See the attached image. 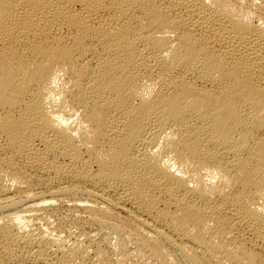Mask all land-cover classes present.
<instances>
[{
    "label": "bare ground",
    "instance_id": "obj_1",
    "mask_svg": "<svg viewBox=\"0 0 264 264\" xmlns=\"http://www.w3.org/2000/svg\"><path fill=\"white\" fill-rule=\"evenodd\" d=\"M0 264H264V0H0Z\"/></svg>",
    "mask_w": 264,
    "mask_h": 264
}]
</instances>
